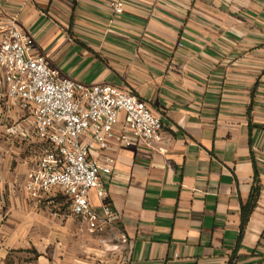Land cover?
Here are the masks:
<instances>
[{
	"label": "crops",
	"instance_id": "crops-1",
	"mask_svg": "<svg viewBox=\"0 0 264 264\" xmlns=\"http://www.w3.org/2000/svg\"><path fill=\"white\" fill-rule=\"evenodd\" d=\"M115 1L0 0V24L15 20L62 77L129 87L163 122L155 146L108 153L102 183L115 216L90 232L57 189L29 195L45 147L10 133L25 113L0 102V264H258L264 0H123L121 13ZM256 175L261 193L240 241ZM90 200L103 214L96 190Z\"/></svg>",
	"mask_w": 264,
	"mask_h": 264
},
{
	"label": "built area",
	"instance_id": "built-area-1",
	"mask_svg": "<svg viewBox=\"0 0 264 264\" xmlns=\"http://www.w3.org/2000/svg\"><path fill=\"white\" fill-rule=\"evenodd\" d=\"M112 6L121 13L124 2ZM6 101L25 113L8 131L33 135L45 147L28 171L29 195L40 198L57 189L90 232H103L115 216L102 183L115 161L108 153L137 142L155 146L163 140L162 118L129 87L62 77L15 20L0 24V102ZM91 190L103 214L93 207Z\"/></svg>",
	"mask_w": 264,
	"mask_h": 264
},
{
	"label": "trees",
	"instance_id": "trees-1",
	"mask_svg": "<svg viewBox=\"0 0 264 264\" xmlns=\"http://www.w3.org/2000/svg\"><path fill=\"white\" fill-rule=\"evenodd\" d=\"M260 193H261V187L259 185V182L257 181V175H256L255 183L253 185L250 198L246 203H243L241 206L242 221H241V228H240V234H239L240 241L242 240L244 236L250 216L257 205L258 199L260 197ZM232 260L233 259H231V261ZM231 261H230V264L232 263ZM258 264H264V258Z\"/></svg>",
	"mask_w": 264,
	"mask_h": 264
},
{
	"label": "rangeland",
	"instance_id": "rangeland-1",
	"mask_svg": "<svg viewBox=\"0 0 264 264\" xmlns=\"http://www.w3.org/2000/svg\"><path fill=\"white\" fill-rule=\"evenodd\" d=\"M113 241H114V242H113ZM115 244H117V242H116V240L114 239V240H112V243H111L110 247H111V248H114V245H115ZM117 251H118V250H117ZM110 256H111V255H110Z\"/></svg>",
	"mask_w": 264,
	"mask_h": 264
}]
</instances>
